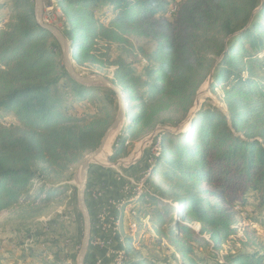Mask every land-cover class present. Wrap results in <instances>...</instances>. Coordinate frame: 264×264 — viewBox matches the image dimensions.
Returning <instances> with one entry per match:
<instances>
[{
    "label": "trees",
    "instance_id": "1",
    "mask_svg": "<svg viewBox=\"0 0 264 264\" xmlns=\"http://www.w3.org/2000/svg\"><path fill=\"white\" fill-rule=\"evenodd\" d=\"M57 1L76 64L115 66L112 82L126 100H142L136 91L145 86L146 102L130 129L152 126L154 116L169 104L190 102L205 81L206 55L221 56L212 90L221 87L227 111L203 104L192 127L177 135L180 140L162 138L153 170L164 166L163 176L181 183L184 219L200 224L199 234L210 236L215 253L236 233L235 206L244 209L256 200L264 211V79L257 74L264 70V0ZM174 6L176 12L169 14ZM129 34L156 44L145 54L152 64L147 80L125 56L110 57L112 45L129 43ZM101 41L107 44V53L101 54L106 60L95 53ZM245 43L254 51L248 52ZM60 50L54 36L37 23L35 0H0V111L13 117L10 123L0 121V211L36 195L38 172L64 173L96 149L109 128L99 118L107 108L96 106L88 116L65 113L97 91L112 104L117 94L74 80L60 63ZM126 140L122 137L114 155L124 152ZM201 183L208 188H200ZM203 194L219 202L210 204ZM86 202L90 208L87 194ZM159 218L157 223L151 218L156 230L165 233L188 264H198L191 246L183 245L196 234L193 228L177 222L179 238L177 229L162 230L165 220ZM214 253L208 264L264 260L258 253L228 254L223 260ZM125 264L144 263L129 258Z\"/></svg>",
    "mask_w": 264,
    "mask_h": 264
},
{
    "label": "rangeland",
    "instance_id": "2",
    "mask_svg": "<svg viewBox=\"0 0 264 264\" xmlns=\"http://www.w3.org/2000/svg\"><path fill=\"white\" fill-rule=\"evenodd\" d=\"M169 14L171 13L169 12ZM64 19L63 14L61 20L58 21V29L63 34ZM126 38L129 43L112 45L110 57L114 59L120 54L125 56L128 62L132 64L136 74L141 76L143 80H147V72L152 64L145 54L152 53L156 44L149 38L137 37L132 34L127 35ZM106 46L107 44L103 41L96 45L98 51L95 53L103 60H106V56L103 57L101 54L107 53ZM244 46L248 52L254 51L249 43H245ZM262 56L264 59V52L260 57ZM220 60L221 56L208 53L203 60L204 67L208 71L205 72V81L191 96V101L169 104L154 116L153 125L150 127L143 129H130L129 127L132 124L133 116L139 113L142 102H146L145 86H139L136 91V95L140 96L142 100L132 101L125 98V116L117 130L111 154L108 156L105 165L92 164L88 185L89 188L107 181L119 187L126 180L125 178L119 183L115 182V178L120 172L126 174L128 178L137 179L144 171L147 190H141L143 194L137 190L132 192V195L121 197L115 209L117 247L122 254L125 252L126 259L114 264H125L129 258L139 260L144 264L166 261L173 264H188V260L182 257L165 233L157 231L154 227L152 219L157 223L160 220L159 217L165 220L161 229L166 233L170 229H177L179 238H182V230L178 229L177 222L189 224L193 228L196 234L193 235L192 240L186 241L183 245L185 247L191 246L193 250L191 258L195 259L198 264H208L213 259L214 251L212 252L210 236L199 234L201 228L199 223H189L184 219L183 212L186 203L178 200L184 192L181 189V183L177 179L169 181L165 178L162 174L165 170L164 166H158L157 171L153 174L156 160L148 165L147 156L151 151V146L156 142L157 145H160V155L161 140L165 136L173 141L181 139L177 135L187 132L192 127L182 130L181 125L191 110L197 107V102L199 106L196 108V117L203 104L224 112L227 111L221 87L212 90L215 70ZM60 63L64 66L61 50ZM73 65L84 76L100 75L110 80L113 79L116 69L115 66L111 65L100 66L90 63L80 66L74 61ZM257 74L264 79V70H258ZM93 86L103 88L100 85ZM113 102V104L110 103L101 92L97 91L95 95L88 97L85 103H77L65 113L88 116L97 111L96 106L97 108H107V110L99 111V118L102 121H107L110 126L119 110L117 95ZM148 106L152 109L151 105L148 104ZM0 121L10 123L13 121V117L6 116L4 112L0 111ZM122 137L127 138L124 143L125 150L123 153L114 155L116 147L121 144ZM88 153L89 151L64 173L38 172L32 190V193L36 192V195H32V198L20 206L0 211V264H77L84 232V217L78 201V184L81 180V176L79 177L80 167ZM134 154L136 160L133 161L132 156ZM146 163L147 167H145ZM150 169H152V175L148 176ZM42 186L45 189L43 191L40 190ZM200 188L207 189L208 187L201 183ZM203 196L210 204L219 202L208 194H203ZM261 210L263 209L256 200H253L244 209L238 206L233 208L236 233L225 240L215 251L214 254L217 259L223 260L226 255L235 253H258L264 258V211L261 212ZM88 251L92 252L90 256L87 253L88 260L85 261V264H94L96 256L101 251L97 249L95 251L92 247H89ZM102 264H112V262L104 258Z\"/></svg>",
    "mask_w": 264,
    "mask_h": 264
},
{
    "label": "built area",
    "instance_id": "3",
    "mask_svg": "<svg viewBox=\"0 0 264 264\" xmlns=\"http://www.w3.org/2000/svg\"><path fill=\"white\" fill-rule=\"evenodd\" d=\"M43 2V20L58 28V21L61 20L55 7L50 5L48 0ZM64 28V25H62ZM128 145V144H127ZM159 145L153 143L151 151L147 156L148 165L157 159ZM137 177H139L137 175ZM119 187L109 182L98 183L92 187L87 186L86 194L91 202L89 209L91 216V238L89 247L100 250L94 264H102L104 258L112 264L123 261L125 256L118 250L116 238L115 209L121 197L132 195L137 190H147L144 180V171L137 179L128 178L126 174L120 172L115 178V182L123 181ZM89 185V184H88ZM88 191V193H87Z\"/></svg>",
    "mask_w": 264,
    "mask_h": 264
},
{
    "label": "water",
    "instance_id": "4",
    "mask_svg": "<svg viewBox=\"0 0 264 264\" xmlns=\"http://www.w3.org/2000/svg\"><path fill=\"white\" fill-rule=\"evenodd\" d=\"M35 16L37 23L42 28L48 30L58 41L63 55L64 66L68 71L69 75L74 80L87 86L100 85L106 88H110L117 94L119 99V110L115 120L109 126L108 130L106 131L104 137L101 140L100 145L96 149L90 151L85 156L80 167L81 180L78 184V201L84 217V232H83V240H82L81 248L77 258V264H85L86 256L90 244V238H91V216L86 202V190L89 182L90 169L93 163H98L97 159L104 152L106 145L110 139V136L112 135V133H114L119 129V127L121 126L124 120L125 107H126L125 95L123 90L119 86L114 84L112 80L100 75L84 76L74 68L72 50L70 51L71 49L70 44L66 36L56 26L49 25L43 22L42 0H35ZM196 106L197 107L199 106L198 102L196 103ZM197 107L191 110L187 118L182 123L181 125L182 130H186L187 128L193 125L194 119L196 117ZM132 159L133 161L134 159L136 160L135 154L132 156ZM101 165H105V164H101Z\"/></svg>",
    "mask_w": 264,
    "mask_h": 264
},
{
    "label": "bare ground",
    "instance_id": "5",
    "mask_svg": "<svg viewBox=\"0 0 264 264\" xmlns=\"http://www.w3.org/2000/svg\"><path fill=\"white\" fill-rule=\"evenodd\" d=\"M49 4L54 6L55 7V10L56 12L58 13L60 19L62 18L63 16V13L61 11V9L59 8V5H58V1L57 0H48ZM176 7L177 6H174L172 7L170 13L174 12L176 10ZM176 12V11H175ZM65 20V19H64ZM44 23L46 24H49L51 25L49 22H46L45 20H43ZM116 133L117 131H115L114 133H112V135L110 136V139L106 145V148L104 150V152L98 157L97 161L98 163H101V164H105L107 162V159H108V156H110L111 154V149H112V145L114 143V140H115V137H116ZM160 146V145H159ZM159 155V152L157 154V156ZM152 174V169H150L149 173H148V176H150ZM80 177V175H79ZM140 193H142V191L140 190ZM143 194V193H142ZM140 194V195H142ZM145 222V221H144ZM119 230V229H118ZM120 234V233H119ZM123 246V245H122ZM119 249V248H118ZM124 249V248H123ZM123 254L125 255V252H123ZM129 255V254H128ZM126 255L123 257V259H126L125 258ZM126 261V260H125ZM124 263V262H123Z\"/></svg>",
    "mask_w": 264,
    "mask_h": 264
}]
</instances>
